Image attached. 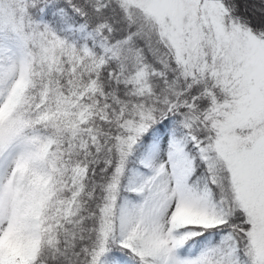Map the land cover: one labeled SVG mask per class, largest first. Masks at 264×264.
I'll use <instances>...</instances> for the list:
<instances>
[{
	"label": "snow or ice",
	"instance_id": "obj_1",
	"mask_svg": "<svg viewBox=\"0 0 264 264\" xmlns=\"http://www.w3.org/2000/svg\"><path fill=\"white\" fill-rule=\"evenodd\" d=\"M0 264H264V0H0Z\"/></svg>",
	"mask_w": 264,
	"mask_h": 264
}]
</instances>
